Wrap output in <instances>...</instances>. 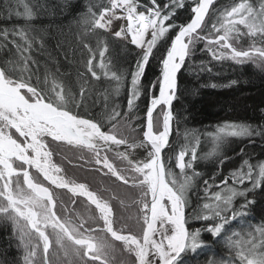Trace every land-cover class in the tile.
Wrapping results in <instances>:
<instances>
[{"label": "snow or ice", "instance_id": "snow-or-ice-1", "mask_svg": "<svg viewBox=\"0 0 264 264\" xmlns=\"http://www.w3.org/2000/svg\"><path fill=\"white\" fill-rule=\"evenodd\" d=\"M48 11V0L0 2V264H264V159L242 147L223 175L226 146L264 142V121L181 133L174 110L182 70L264 73V0H87L55 55L35 23ZM114 45L135 52L128 68ZM65 161L110 183L94 188ZM202 161L216 166L207 178Z\"/></svg>", "mask_w": 264, "mask_h": 264}, {"label": "trees", "instance_id": "trees-1", "mask_svg": "<svg viewBox=\"0 0 264 264\" xmlns=\"http://www.w3.org/2000/svg\"><path fill=\"white\" fill-rule=\"evenodd\" d=\"M2 2V0H0ZM69 7H65V0H48L49 11L42 14L37 20V27L48 30V50L56 54L57 41H64L65 37L69 40V26L74 18L84 9L87 0H67ZM185 16L181 13V19ZM4 25V21L0 19V26ZM111 55L116 60L118 66L128 68L132 63L135 52L127 53L119 45H114ZM64 68L69 66L60 57ZM203 59L207 61L209 58L203 53H197L196 62ZM157 62L153 61L148 69L146 79H155L159 69L156 66ZM212 73H201L199 78L196 75L182 70L179 74V83L182 94L179 99L174 102V110L180 114V132L184 128L197 129L201 133L214 129L217 124L224 121L247 122L259 124L264 121V73L255 69L251 65L243 67L236 66L230 62L223 64L213 63ZM238 80V83L232 87L224 88L217 87H201L202 84L217 83L225 84L230 80ZM125 93H121L120 100L123 102ZM146 100L142 97L140 104L143 108ZM175 129V126H174ZM173 142H177L178 138L175 130L172 136ZM245 148L253 161L264 159V142L259 138L254 144H249L247 140H236L226 146L225 151L231 157L223 166V175H227L229 170L237 167L241 163V157L238 155L240 148ZM209 144L207 138H202L201 149L207 151ZM59 161V157L56 158ZM64 166L68 175L75 176L78 180H87L94 188L101 186V180L104 183H110L107 177H101L100 174L86 173L82 169L74 168L66 161ZM200 171L207 175L216 171V166L211 162H201ZM257 204L255 205L254 213L259 217L264 213V193L257 192L255 195ZM2 231V230H0ZM205 239L211 243V238L205 236ZM5 247L4 238L0 236V248ZM214 251L220 253L218 247L213 248ZM12 255L15 254L13 249ZM201 261L203 257L200 258ZM190 264H196V261H191Z\"/></svg>", "mask_w": 264, "mask_h": 264}]
</instances>
